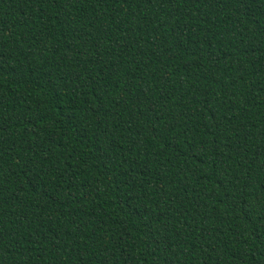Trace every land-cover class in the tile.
<instances>
[{"label":"trees","instance_id":"trees-1","mask_svg":"<svg viewBox=\"0 0 264 264\" xmlns=\"http://www.w3.org/2000/svg\"><path fill=\"white\" fill-rule=\"evenodd\" d=\"M0 264H264V0H0Z\"/></svg>","mask_w":264,"mask_h":264}]
</instances>
